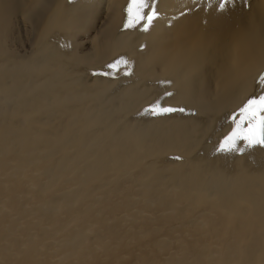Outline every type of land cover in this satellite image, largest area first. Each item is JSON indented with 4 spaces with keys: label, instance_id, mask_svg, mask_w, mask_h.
<instances>
[{
    "label": "bare ground",
    "instance_id": "6f19581e",
    "mask_svg": "<svg viewBox=\"0 0 264 264\" xmlns=\"http://www.w3.org/2000/svg\"><path fill=\"white\" fill-rule=\"evenodd\" d=\"M129 3L0 0V264H264V0Z\"/></svg>",
    "mask_w": 264,
    "mask_h": 264
},
{
    "label": "snow or ice",
    "instance_id": "6c2138e0",
    "mask_svg": "<svg viewBox=\"0 0 264 264\" xmlns=\"http://www.w3.org/2000/svg\"><path fill=\"white\" fill-rule=\"evenodd\" d=\"M227 0H225V4ZM223 4L220 5L223 8ZM149 0H130L127 7L129 26L136 23L144 22V30L147 31L158 13L153 9L145 13L149 8ZM260 83L264 84V75L260 78ZM159 108L160 113L172 112L175 109L171 107H160L156 104L152 107L155 113ZM180 111H184L180 109ZM232 123L234 127L224 137L220 144L219 150L223 152L242 151L238 142L244 141L248 148L256 146L264 147V94L258 97L249 98L247 102L239 109V113L233 116Z\"/></svg>",
    "mask_w": 264,
    "mask_h": 264
},
{
    "label": "rangeland",
    "instance_id": "374dc122",
    "mask_svg": "<svg viewBox=\"0 0 264 264\" xmlns=\"http://www.w3.org/2000/svg\"><path fill=\"white\" fill-rule=\"evenodd\" d=\"M21 15V13L19 14V17H21L20 16ZM26 23V22H25ZM24 22H22V24H24V25H26ZM95 24L94 23H91L90 24V26L86 29V31H84V32H82V34H79L78 36H77V40H76V42H77V44L79 45V44H81V45H79V50H85V48H87L88 46V44L90 43V40L92 39V37L94 36V34H96L97 32H95V31H98L97 29H98V23H96V26H94ZM81 37V38H80ZM84 38V39H83ZM80 39V40H79ZM83 40V41H82ZM15 44H17L18 43V40H16L15 39V42H14ZM86 43H88L87 45H86ZM83 48V49H82ZM92 77V76H91ZM90 77V78H91ZM4 117H5V113L3 112V111H1L0 110V124L1 123H3V121H4ZM3 146H4V144H1L0 145V162L3 160V159H5L6 157H8L9 155H10V151H5L4 149H3ZM11 149H12V153H16L17 152V148L16 147H10ZM34 166H36V164L34 165ZM100 213V215L102 214H105L106 212H107V208H103V209H99V210H90L89 212H87L86 214H85V217L86 218H93L94 216V214H97V213ZM113 223H110L109 225H112ZM125 226L124 225H122L121 227H119V228H124ZM120 231L122 230V229H119ZM101 235H105V232H101Z\"/></svg>",
    "mask_w": 264,
    "mask_h": 264
}]
</instances>
